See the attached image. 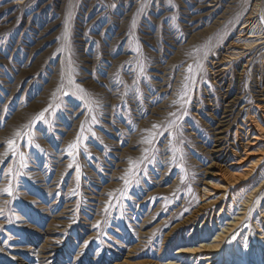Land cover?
<instances>
[{"label": "rangeland", "instance_id": "1", "mask_svg": "<svg viewBox=\"0 0 264 264\" xmlns=\"http://www.w3.org/2000/svg\"><path fill=\"white\" fill-rule=\"evenodd\" d=\"M262 17L264 0H0V264L177 262L240 215L180 263L264 264V142L231 165L264 130Z\"/></svg>", "mask_w": 264, "mask_h": 264}, {"label": "bare ground", "instance_id": "2", "mask_svg": "<svg viewBox=\"0 0 264 264\" xmlns=\"http://www.w3.org/2000/svg\"><path fill=\"white\" fill-rule=\"evenodd\" d=\"M219 76H221V75H214V78L219 77ZM224 97L225 96H223V98ZM258 98L261 101L264 102L263 89H260L258 91ZM228 112L229 111H227L226 108L224 107L223 110H222V112L220 113V115H218L215 118V121H214V124H213V137H214V141L213 142H214V144H213V146H212V148H211V150H210L209 153H210V156L212 157V160H214L211 163V166L217 168V172L220 171L218 169V167L221 168V166H222L221 164H223V166H224L225 163H226L227 158H231L232 157L231 156V152L232 151L224 148L222 146V142H221L222 135L224 134L225 129H226L225 126L227 125V120L226 121H224V120L228 117ZM253 130H254V128H253ZM263 142H264V130L261 131V132L259 131V133H257V135H255L251 140H248L245 143L244 148H243V152H242V156H240L239 159H235L234 163L231 164V165L234 166V165L242 164L245 161L249 160V158L253 155V153H251V151H249L247 149V147L249 145H256V144L263 143ZM261 159L262 158L258 157L255 162L253 161V163L250 164V166L245 170V172L243 174H241L239 178H235L234 181L236 182L240 178L246 180L247 178L251 177L252 168L257 163H259ZM241 214H244V212H241ZM241 216L242 215H240L239 217H236L235 220L230 221L228 223V226L225 227L224 229H222V231L218 233V235L216 236L217 239L216 240H213V242L211 244L200 243V244H197L195 247H192V248H189V249L180 250V251L177 252V253L181 254L180 257L178 258V261L177 262H175V261H169V262H165L163 264H181L180 261L184 259V257H185L186 254H189V253H194V252L197 253L199 251H206L208 249H212V250L218 252L220 250V248H221V245H222V242H223V239H224L225 235L227 234V232L234 225L237 224V222L241 218ZM152 264H161V263H160V261H156V262H154Z\"/></svg>", "mask_w": 264, "mask_h": 264}, {"label": "snow or ice", "instance_id": "3", "mask_svg": "<svg viewBox=\"0 0 264 264\" xmlns=\"http://www.w3.org/2000/svg\"><path fill=\"white\" fill-rule=\"evenodd\" d=\"M262 22H264V17H262ZM190 70H191V69H190ZM45 111H47V109H45ZM42 115H43V113H41V116H42ZM38 119H39V117H38ZM153 127H156V126L153 125ZM7 143H8V145H9V147H11V146L13 145L14 142H13L12 140H8ZM4 191L8 192V194L11 195V194H12L11 186L9 185V187L6 188V189H4ZM233 238H235V237H233Z\"/></svg>", "mask_w": 264, "mask_h": 264}]
</instances>
